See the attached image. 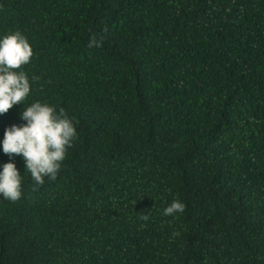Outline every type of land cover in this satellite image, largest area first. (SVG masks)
Wrapping results in <instances>:
<instances>
[{
    "label": "trees",
    "instance_id": "obj_1",
    "mask_svg": "<svg viewBox=\"0 0 264 264\" xmlns=\"http://www.w3.org/2000/svg\"><path fill=\"white\" fill-rule=\"evenodd\" d=\"M15 30L77 137L43 185L0 147V264H264V0H0Z\"/></svg>",
    "mask_w": 264,
    "mask_h": 264
},
{
    "label": "clouds",
    "instance_id": "obj_2",
    "mask_svg": "<svg viewBox=\"0 0 264 264\" xmlns=\"http://www.w3.org/2000/svg\"><path fill=\"white\" fill-rule=\"evenodd\" d=\"M101 46L102 39L89 38L88 48ZM33 55L28 37L20 30L0 33V115L14 105H24L19 114L23 123L5 129L0 147L10 160L13 154L21 156L34 185H43L45 178L56 179L67 150L77 137V129L63 108L58 111L56 106L41 101L25 105L38 78L30 80L22 66L29 64ZM23 177L14 162L0 164V197L13 202L19 200ZM185 210L182 201L173 199L163 209V215L175 217ZM141 219L147 221L149 217L145 215Z\"/></svg>",
    "mask_w": 264,
    "mask_h": 264
}]
</instances>
